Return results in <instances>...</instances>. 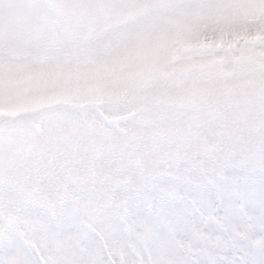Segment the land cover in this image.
<instances>
[{"label": "rangeland", "instance_id": "1", "mask_svg": "<svg viewBox=\"0 0 264 264\" xmlns=\"http://www.w3.org/2000/svg\"><path fill=\"white\" fill-rule=\"evenodd\" d=\"M196 145L264 167V0H0V264L52 259L54 189L131 185ZM84 259L262 264L260 210L219 243L91 242Z\"/></svg>", "mask_w": 264, "mask_h": 264}, {"label": "snow or ice", "instance_id": "2", "mask_svg": "<svg viewBox=\"0 0 264 264\" xmlns=\"http://www.w3.org/2000/svg\"><path fill=\"white\" fill-rule=\"evenodd\" d=\"M257 206L264 230V167L250 170L229 149L196 145L160 155L131 185L66 183L54 189L38 214L39 231L53 253L48 264H89L84 252L91 242L167 247L215 237L219 243Z\"/></svg>", "mask_w": 264, "mask_h": 264}]
</instances>
